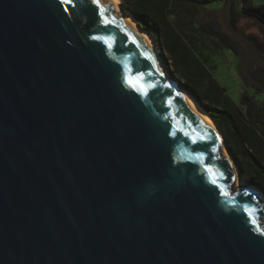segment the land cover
Returning a JSON list of instances; mask_svg holds the SVG:
<instances>
[{
	"label": "water",
	"instance_id": "95a60500",
	"mask_svg": "<svg viewBox=\"0 0 264 264\" xmlns=\"http://www.w3.org/2000/svg\"><path fill=\"white\" fill-rule=\"evenodd\" d=\"M123 16L0 0V264H264V193Z\"/></svg>",
	"mask_w": 264,
	"mask_h": 264
},
{
	"label": "trees",
	"instance_id": "16d2710c",
	"mask_svg": "<svg viewBox=\"0 0 264 264\" xmlns=\"http://www.w3.org/2000/svg\"><path fill=\"white\" fill-rule=\"evenodd\" d=\"M120 9L169 55L181 87L223 133L240 177L264 193V100L256 96L264 93V62L248 58L253 62L251 78L242 73L252 62L247 64L246 47L237 32L241 17L258 23L264 35V6H254L251 0H121ZM224 23L232 33L223 29ZM253 39L250 42L264 57V43ZM226 50L240 57L238 73L245 87L256 91L251 95L245 88L239 104L214 75L220 61L228 60Z\"/></svg>",
	"mask_w": 264,
	"mask_h": 264
},
{
	"label": "rangeland",
	"instance_id": "374dc122",
	"mask_svg": "<svg viewBox=\"0 0 264 264\" xmlns=\"http://www.w3.org/2000/svg\"><path fill=\"white\" fill-rule=\"evenodd\" d=\"M224 0H222L223 2ZM236 3L240 2L241 0H235ZM252 5L254 6H264V0H251ZM120 2H118V9L120 12H123L120 9ZM219 5L216 4V7ZM222 9L225 8L226 6L220 5ZM237 32L242 40L243 45L246 47V56H247V64H251V59H255V61L258 62H264V57L260 53L257 52L256 47L250 42L251 40L254 41L253 38H256L259 43H264V35L262 33L261 26L253 21L252 19H247V18H238L237 21ZM223 29L232 33L228 24L224 23ZM259 48L261 47L260 44H258ZM159 48V47H158ZM262 48V47H261ZM260 48V49H261ZM159 50L160 58L161 61L164 65V69L168 72L169 76L172 77L174 81L180 84V81L175 78V75L173 74V68L170 66V61H169V55L162 51L161 49ZM264 50V49H263ZM226 54L228 56V60L226 61L225 59L220 61V65L218 69L215 71L214 75L218 82L226 88L228 94L231 96V98L237 103H240L241 97L243 95V92L245 90V85L243 83V80L241 79V75L238 73V63H239V56L236 55L234 52L231 50H226ZM246 64V63H245ZM253 68V62L252 64L247 68V66L244 67V71L242 73L245 74V76L250 79L251 78V69ZM246 89L249 90V93L251 95H254L256 93L254 87H247ZM258 99L264 100V93H260L256 95ZM203 109V108H202ZM227 148V147H226ZM230 153V152H228ZM230 156V154H229ZM232 156V155H231ZM240 182L244 183L245 181L240 177V174L238 175Z\"/></svg>",
	"mask_w": 264,
	"mask_h": 264
},
{
	"label": "bare ground",
	"instance_id": "6f19581e",
	"mask_svg": "<svg viewBox=\"0 0 264 264\" xmlns=\"http://www.w3.org/2000/svg\"><path fill=\"white\" fill-rule=\"evenodd\" d=\"M119 12V14L121 16H123L122 12L119 11L118 9V2L119 0H112ZM124 18L130 20L133 25L138 29V31L141 33L142 37L145 39V41L148 43V45L151 47L153 53H154V56L157 58V60L159 61V63L161 64L162 66V61H161V58H160V54H159V50L158 48L156 47L154 41L152 40L151 36L144 30H141L140 28H138L137 24H136V20L132 17V16H123ZM162 68L164 69V65L162 66ZM166 75L171 79V77L169 76L168 72L164 69ZM176 86H178L176 84ZM180 91L185 94L199 109L200 113L204 116V118L209 122L210 126L213 127V129L215 130L216 134L218 135L219 137V140H220V143H221V147L224 151V153L226 154V156L228 157H231V155L229 156V153L225 147V143H224V138L222 136V134L217 131V128H216V124H214V122L212 121V119L208 116V114L202 109V107L195 101V99L184 89H180ZM236 171H237V168H236ZM237 176H238V173H237ZM238 183L240 185H242V183L240 182L239 180V177H238Z\"/></svg>",
	"mask_w": 264,
	"mask_h": 264
},
{
	"label": "snow or ice",
	"instance_id": "6c2138e0",
	"mask_svg": "<svg viewBox=\"0 0 264 264\" xmlns=\"http://www.w3.org/2000/svg\"><path fill=\"white\" fill-rule=\"evenodd\" d=\"M63 2L70 4V3H72V0H63ZM94 2L99 3V0H94ZM262 234H264V233H262Z\"/></svg>",
	"mask_w": 264,
	"mask_h": 264
}]
</instances>
